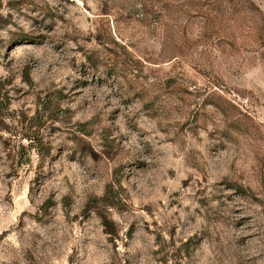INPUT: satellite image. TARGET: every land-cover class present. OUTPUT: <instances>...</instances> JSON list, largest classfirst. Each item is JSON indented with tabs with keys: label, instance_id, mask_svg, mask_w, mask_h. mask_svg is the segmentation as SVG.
I'll use <instances>...</instances> for the list:
<instances>
[{
	"label": "rangeland",
	"instance_id": "rangeland-1",
	"mask_svg": "<svg viewBox=\"0 0 264 264\" xmlns=\"http://www.w3.org/2000/svg\"><path fill=\"white\" fill-rule=\"evenodd\" d=\"M0 264H264V0H0Z\"/></svg>",
	"mask_w": 264,
	"mask_h": 264
}]
</instances>
